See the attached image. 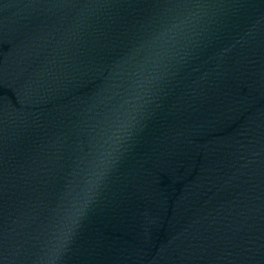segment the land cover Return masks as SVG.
<instances>
[{
    "label": "water",
    "instance_id": "obj_1",
    "mask_svg": "<svg viewBox=\"0 0 264 264\" xmlns=\"http://www.w3.org/2000/svg\"><path fill=\"white\" fill-rule=\"evenodd\" d=\"M0 264H264V0H0Z\"/></svg>",
    "mask_w": 264,
    "mask_h": 264
}]
</instances>
